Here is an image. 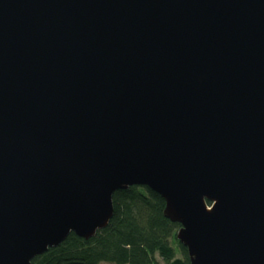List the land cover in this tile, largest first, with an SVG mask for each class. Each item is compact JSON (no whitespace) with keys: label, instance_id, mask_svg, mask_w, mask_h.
Here are the masks:
<instances>
[{"label":"water","instance_id":"95a60500","mask_svg":"<svg viewBox=\"0 0 264 264\" xmlns=\"http://www.w3.org/2000/svg\"><path fill=\"white\" fill-rule=\"evenodd\" d=\"M132 185L190 264H264V0H0V264Z\"/></svg>","mask_w":264,"mask_h":264},{"label":"trees","instance_id":"16d2710c","mask_svg":"<svg viewBox=\"0 0 264 264\" xmlns=\"http://www.w3.org/2000/svg\"><path fill=\"white\" fill-rule=\"evenodd\" d=\"M110 225L90 240L71 233L32 264H190L177 239L180 227L164 216L166 201L146 186L132 185L113 195Z\"/></svg>","mask_w":264,"mask_h":264},{"label":"rangeland","instance_id":"374dc122","mask_svg":"<svg viewBox=\"0 0 264 264\" xmlns=\"http://www.w3.org/2000/svg\"><path fill=\"white\" fill-rule=\"evenodd\" d=\"M101 264H116V263H110V262L103 261Z\"/></svg>","mask_w":264,"mask_h":264}]
</instances>
